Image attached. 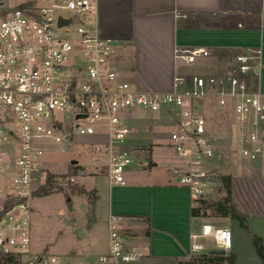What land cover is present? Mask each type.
I'll return each instance as SVG.
<instances>
[{"label":"built area","instance_id":"obj_1","mask_svg":"<svg viewBox=\"0 0 264 264\" xmlns=\"http://www.w3.org/2000/svg\"><path fill=\"white\" fill-rule=\"evenodd\" d=\"M60 18L69 24L60 26ZM209 55L204 46L174 50L185 66ZM260 55V49L241 52L223 74L177 75L170 91H142L123 77L114 41L99 31L98 0H0V253L20 264L57 261L32 249L33 199L46 177L45 154L85 136L93 165L105 167L109 186L125 185L134 161L144 160L126 146L135 130L127 123L132 112H161L172 126L168 144L183 163L169 172L195 204L219 177L217 139L204 113L207 101L232 110L240 155L258 160L264 152V91L254 87L253 78ZM66 110L72 113L67 125L59 116ZM122 220L110 214L109 252L101 262L144 255L125 245ZM199 234L212 235L225 251L231 248L229 229L203 225ZM199 234H192V252L203 250L195 241Z\"/></svg>","mask_w":264,"mask_h":264},{"label":"crops","instance_id":"obj_2","mask_svg":"<svg viewBox=\"0 0 264 264\" xmlns=\"http://www.w3.org/2000/svg\"><path fill=\"white\" fill-rule=\"evenodd\" d=\"M98 21L101 35L115 43L114 58L121 74L139 90L170 91L177 75L223 74L236 54L260 49L259 73L253 80L254 87L264 91V0H98ZM179 46H204L210 55L185 66L174 56ZM208 104L213 103L207 101L204 106ZM133 114L142 120L141 134L134 127L126 146L139 152L143 164L127 171L125 185L93 183L89 229L98 222L106 226L105 255L110 246L109 216L121 215L120 233L125 245L142 250L144 255L131 262L108 260L107 264H178L193 253L221 249L212 235L199 234L203 225L230 230L232 245L225 254L234 255V264H264L253 242L257 235L264 243V152L258 160L238 166L230 174L232 200L247 216L248 228L210 211L193 215L197 204L189 189L176 183L169 172L170 167L183 163L181 158L162 170L152 160L156 145L170 147L172 126L161 112L139 110ZM104 168L93 165L88 174L106 176ZM78 170L86 173L81 166ZM214 191L204 198L220 199L224 195L220 187L219 193ZM195 233L199 234L195 241L203 246L200 252L191 251Z\"/></svg>","mask_w":264,"mask_h":264},{"label":"rangeland","instance_id":"obj_3","mask_svg":"<svg viewBox=\"0 0 264 264\" xmlns=\"http://www.w3.org/2000/svg\"><path fill=\"white\" fill-rule=\"evenodd\" d=\"M204 113L208 115V125L217 139L215 165L219 174L217 183H210L208 187L211 191L215 190L214 193H219V187L222 190L221 174H231L238 166L248 165L252 161L240 155V138L232 110L229 107L218 109L213 104H208L204 106ZM59 116L65 125L72 123L70 110L60 113ZM127 123L135 127L137 133L141 132V119L131 117L127 119ZM89 142L85 136H76V139L66 143V146H52L45 154L46 175L52 173L57 176L52 192H39L33 199L32 249L35 253L55 256L57 261L52 264H107V261L99 260L106 247V226L98 222L89 229V225L93 221L92 202L95 197L91 186L95 182L97 185H106L108 180L105 174L101 177L88 174L95 164L93 153L85 144ZM151 155L153 162L157 161L161 170L165 165L177 164L180 159L174 149L164 143L156 145ZM74 160L86 173L80 174L77 169L75 174H71V163ZM139 162L135 160L132 167L137 166ZM170 175L175 177L173 173ZM45 181L46 177L44 183ZM74 185L85 191L79 193L73 189Z\"/></svg>","mask_w":264,"mask_h":264},{"label":"trees","instance_id":"obj_4","mask_svg":"<svg viewBox=\"0 0 264 264\" xmlns=\"http://www.w3.org/2000/svg\"><path fill=\"white\" fill-rule=\"evenodd\" d=\"M79 168L77 164L71 163V174H75L76 170ZM55 174L46 175V181L39 190L36 192V195L39 192L43 194H48L51 191L55 183ZM220 182L222 184V190L224 195L220 199H210V198H201L199 203L192 208L193 215H206L210 211L214 215L228 216L232 219L239 221L240 225L248 228L247 216L240 212L232 200V191H231V175L230 174H221ZM74 190L83 193L85 190L79 188L78 186H72ZM253 242L255 248L264 262V243L261 237L254 235ZM235 257L233 254H220L217 252H207V253H193L188 259L180 261L178 264H234ZM0 264H20L19 260L14 256L5 255L0 253Z\"/></svg>","mask_w":264,"mask_h":264},{"label":"water","instance_id":"obj_5","mask_svg":"<svg viewBox=\"0 0 264 264\" xmlns=\"http://www.w3.org/2000/svg\"><path fill=\"white\" fill-rule=\"evenodd\" d=\"M67 24H69V20L68 19H63V18L59 19V25L60 26L67 25ZM72 163L77 164V161L74 160V161H72ZM214 252H217V253H220V254H225L226 253V251L223 250V249L215 250Z\"/></svg>","mask_w":264,"mask_h":264}]
</instances>
